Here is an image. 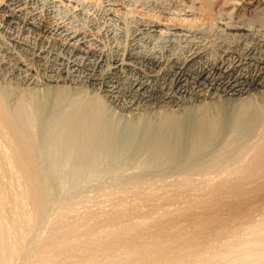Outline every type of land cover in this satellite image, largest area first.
Here are the masks:
<instances>
[{"label": "bare ground", "instance_id": "obj_1", "mask_svg": "<svg viewBox=\"0 0 264 264\" xmlns=\"http://www.w3.org/2000/svg\"><path fill=\"white\" fill-rule=\"evenodd\" d=\"M198 1L196 20L193 16L176 19V23L170 22L173 29H187L200 21L201 25H213L214 0ZM228 4L230 11L240 4L244 9L261 7L264 13V0H232ZM10 8L3 14L12 24L21 9ZM152 14L144 13L140 26L160 32L163 21ZM28 19L26 25L33 26V18ZM233 25L225 27L231 35L255 42L240 45L239 40L227 41L229 44H222L212 57L194 48L181 62L172 60L173 71L166 74L172 77V92L163 86L152 87L147 76L128 83V107L141 102L174 104L183 94L196 99L221 94L231 97L178 113L164 112L156 122L139 117L121 128L105 116L101 100L87 99L65 86L19 93L14 100L12 89L0 87V264H264V192L253 196L252 191L258 188L250 182L253 175L245 172L255 165L264 174V38H254L245 25ZM54 31L73 54L81 50L95 58L83 67L84 78L95 83L101 79L97 71L101 50L90 49V40L70 23L55 24ZM151 53L136 50L125 57L114 56L103 91L115 97L122 85L120 78L110 76L129 69L128 61L159 68L160 60ZM68 67L69 73L80 68L73 63ZM252 91L259 93L251 95ZM38 141L53 154L67 157L100 158L119 150L134 148L138 154L144 149L142 153L153 164H168V172L153 176L139 172L131 179L98 187L93 193L107 195V209L83 208L84 213L73 220L61 214L51 218L45 214L48 194L38 163L42 151ZM231 160L238 165H227ZM214 172L217 178L209 175ZM197 175L206 187L192 201L183 202L172 192L156 199L158 190L151 187L153 182L166 180L191 186ZM124 194L132 195V200L113 204V198L123 200ZM81 200L65 201L72 205Z\"/></svg>", "mask_w": 264, "mask_h": 264}, {"label": "rangeland", "instance_id": "obj_2", "mask_svg": "<svg viewBox=\"0 0 264 264\" xmlns=\"http://www.w3.org/2000/svg\"><path fill=\"white\" fill-rule=\"evenodd\" d=\"M215 1L216 0H214L212 4V11L213 14H215V20L213 25L211 24L212 26H210V24L208 26L207 23H205V25L203 23L202 26V21H200L197 24H193L194 26L190 25L187 26V29L184 27V29L177 31L173 29L170 22L172 23L173 21L172 24H174L177 20L182 21L186 19V17L187 20H189L188 17L191 18L192 16V19L195 17L194 20H196L198 17L197 15H199L198 9L200 2L198 0H0V87L12 89L14 97L11 98L14 100L19 93L23 94L33 91L35 93H42L46 89L52 87L65 86L71 92L77 91L78 95L80 94L85 98L88 97L87 99L101 100L104 106L105 116L110 118L112 124L115 123L121 128L126 125V122L129 123L130 120L139 119V117H146L145 119L156 122L158 120L157 116L164 112L178 113L184 108L188 109L199 106V104H208V101L211 102L216 99L229 98L230 96L221 94V96H214L215 98H208L209 100L207 98L196 99L193 95L185 94V96L183 94L182 97H185H181V100L179 99L180 101L174 104L141 102L137 104V106L128 107V105H126L127 95L129 94L128 83L133 79H141L143 77V80H145L144 77L147 76L148 80H151L147 82L150 83L152 87L156 88L163 86L166 91L172 92V77L171 75H166L171 74L175 66L171 62L174 60H177V62L180 60L179 62H181L182 57L191 49L200 48L199 50L202 53L212 57L219 52L222 48V44H224L223 47H225L230 42H235L236 40H239L238 42L240 45H244V43L252 44L255 42L254 40H249V38H241L240 40L237 39L236 36L231 35L233 33L229 32L226 28H229L231 25L234 26L233 24L245 25L251 30V33H254V38H264V13L260 10L261 7L255 9L249 7L244 9L242 5L238 4L230 11L231 8L228 3L232 2V0H228L225 5L221 3L222 0ZM11 6L14 7V9L15 7L21 9L16 13L19 19L18 17L14 18L15 22L12 24L7 22L4 17L7 10L11 9ZM142 10L147 11L142 13ZM144 13L152 15L156 13V16H158L157 20L159 21L160 19L159 22L163 21V27L160 32H151L141 27L145 20V18H142ZM25 17H27V19L33 18V26L26 25L27 19ZM35 18L37 22H35ZM180 18L181 20H179ZM62 23H70L72 28H78V31L85 34L86 38L90 40V49L93 48L92 50L98 52L101 50V66L97 69L101 79L96 81V83L90 82L84 78L85 72L83 71V67L94 63L95 58L83 55L81 50L73 54L75 53L74 50L71 49V51L70 48L67 47L66 42L62 40L60 36H57L54 31V25ZM223 23H226L227 25H225L227 27L224 26ZM34 24L37 25V27H34ZM227 36L228 38H226ZM235 37L236 39H234ZM62 41L64 42L63 45L65 44L64 46L61 45ZM227 41L230 42L228 43ZM136 50H140L141 52L145 51L148 54L152 52L151 54L158 57L162 66L160 65L159 68H154L153 66L150 67L148 64L143 65L144 63L141 62V64H139L128 61V63L131 64L129 69L122 68L116 73V76H110L117 79L120 78L118 82L120 86H122L115 97L108 96L103 91V85L106 77H109L108 70L110 62L115 57H121L122 55V57H125L126 54ZM207 51L209 54H207ZM61 63L62 65H60ZM72 63L79 65L80 68L77 69L78 72L69 73L70 69L68 66ZM53 69L55 71H53ZM103 69L104 71H102ZM70 74L72 76H70ZM115 78H113V80H115ZM257 93L259 92H250L251 95H256ZM12 99H10L11 102ZM154 117L156 120H154ZM150 118L152 119L150 120ZM121 132L118 133L121 134ZM38 133L40 135L41 132L39 131ZM40 144L42 146V151L38 163L41 167V175L45 181L48 194L46 197L48 206L45 208V214L51 218H55L61 214L65 215L66 219L73 220L78 214L81 216L84 213L83 208L88 210H94L98 207L107 209L109 205L107 195L102 194V192L93 193L98 187L107 186L116 180L131 179L135 175L137 176L139 172H142L143 175H145V172H148L146 173L148 176L149 174L153 176L151 174L154 173L164 175L168 172V164L165 162H160L161 165L159 162V164L157 163L158 165L153 164L150 158L145 157V154L142 153L144 149H141L142 151L138 152V154L137 151L134 150L136 151V155L133 154L134 151L132 149L134 148H130L131 150L129 149L128 151L119 150L117 153L113 152L112 154H115L114 156L109 153V155L100 158H82L79 156L67 157L64 154L55 155L46 144ZM126 153L130 154L129 158ZM227 165L230 167L237 166L238 162L231 160ZM245 172L253 175L250 182L253 186L258 188V190L252 191L253 196H256L257 192H264V186L261 185V183H264V174L257 170L255 165L247 168ZM217 174L218 173L214 172L209 175L217 178ZM200 179L201 178L197 175L191 186H186L182 183L170 184L171 182L166 180L153 182L151 187L157 188L156 190H158V197L156 199L172 192L178 194L183 202H188L192 201L196 194L202 193L205 189L206 183ZM123 196V200L113 198V204L132 200V195L124 194ZM67 199H75L77 201L80 199L83 200L79 203L66 205L68 201L65 200ZM160 200L159 202H162V200ZM171 202L174 204L176 203L175 201ZM51 204L54 205L52 208L50 206ZM127 210L129 211V209ZM152 216L154 217L155 215L152 214ZM31 246L32 245L29 244L27 247L29 248Z\"/></svg>", "mask_w": 264, "mask_h": 264}]
</instances>
